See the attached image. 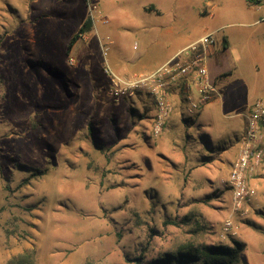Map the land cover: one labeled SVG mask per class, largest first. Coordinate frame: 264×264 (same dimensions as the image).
<instances>
[{
    "label": "rangeland",
    "instance_id": "1",
    "mask_svg": "<svg viewBox=\"0 0 264 264\" xmlns=\"http://www.w3.org/2000/svg\"><path fill=\"white\" fill-rule=\"evenodd\" d=\"M84 13L93 30L68 53ZM211 31L219 95L195 113L174 93L155 135L150 94H109L107 61L146 71ZM257 100L264 1L0 0V264H132L233 240L240 264H264V158L242 207L227 183Z\"/></svg>",
    "mask_w": 264,
    "mask_h": 264
},
{
    "label": "built area",
    "instance_id": "2",
    "mask_svg": "<svg viewBox=\"0 0 264 264\" xmlns=\"http://www.w3.org/2000/svg\"><path fill=\"white\" fill-rule=\"evenodd\" d=\"M95 23L94 14L91 15ZM102 17V15H100ZM104 20V18L102 17ZM216 43L213 31L181 47L168 60L158 67L122 74L114 71L106 63L105 73L109 78V94L115 99L148 93L156 105L153 131L159 135L165 127L167 118L173 113L174 93L182 94L188 102V110L195 113L219 95L217 83L210 71L211 54ZM103 54L108 56V44L102 42ZM264 101L257 100L251 107L248 117L247 132L241 142L240 152L233 162L228 178V185L234 195L237 208L250 200L256 189L249 185L247 178L264 158ZM231 222H227L229 230Z\"/></svg>",
    "mask_w": 264,
    "mask_h": 264
},
{
    "label": "trees",
    "instance_id": "3",
    "mask_svg": "<svg viewBox=\"0 0 264 264\" xmlns=\"http://www.w3.org/2000/svg\"><path fill=\"white\" fill-rule=\"evenodd\" d=\"M249 4H261L264 0H246ZM147 10H154V6H149ZM94 20L88 16L78 31L71 37L68 43L67 52L69 53L75 43L82 39L89 31L93 29ZM213 54V51H212ZM213 77V76H212ZM214 78V77H213ZM215 79V78H214ZM216 81V79H215ZM140 96L144 93H139ZM180 100H185L181 92L178 94ZM184 117V115H183ZM155 119V118H154ZM185 121L189 120L184 118ZM210 157V156H204ZM242 243L233 240L232 244H210L195 246L194 244L181 245L176 251H167L150 260H145L144 253L135 258H128L132 264H240L242 260ZM15 258L10 261V264H34L32 257L24 255L16 260Z\"/></svg>",
    "mask_w": 264,
    "mask_h": 264
},
{
    "label": "crops",
    "instance_id": "4",
    "mask_svg": "<svg viewBox=\"0 0 264 264\" xmlns=\"http://www.w3.org/2000/svg\"><path fill=\"white\" fill-rule=\"evenodd\" d=\"M86 18H87V16H86V14L84 13L83 22L85 21ZM81 25H82V24H81ZM81 25H80V26H81ZM92 30H93V29H92ZM92 30H91V31H92ZM77 31H78V30H77ZM77 31H76V32H77ZM91 31H89V32H91ZM76 32H75V33H76ZM89 32H88V33H89ZM75 33H73V35H74ZM88 33H87V34H88ZM87 34H86V35H87ZM73 35H72V36H73ZM80 40H81V39H79L78 41H80ZM78 41H77V42H78ZM77 42L75 43V45L77 44ZM75 45H74V46H75ZM186 45H187V44H186ZM74 46H73V48H74ZM73 48H72V49H73ZM177 51H178V50H177ZM177 51H176V52H177ZM176 52H175V53H176ZM175 53H174V54H175ZM172 55H173V54H172ZM172 55H169L168 57H165V59H163L162 62H160V63H155V62H140V61H139V62H138L139 65H138V66H140L141 68H144L145 70H151V69H154V68L158 67V66L161 65L162 63H164V62H165L166 60H168ZM117 68H120L121 71H125V72H126V71H132V70H135V69H132V68L129 66L128 63H124V62L121 63V64H119ZM137 70H140V69H137ZM141 97L143 98L144 96H141ZM172 120H173V119H172Z\"/></svg>",
    "mask_w": 264,
    "mask_h": 264
}]
</instances>
